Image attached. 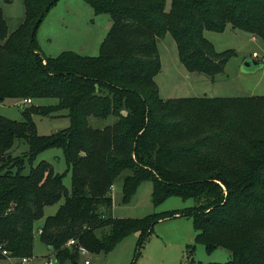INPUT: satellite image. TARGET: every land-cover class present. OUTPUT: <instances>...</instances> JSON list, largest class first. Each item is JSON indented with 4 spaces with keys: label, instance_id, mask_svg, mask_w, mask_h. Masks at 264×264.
Listing matches in <instances>:
<instances>
[{
    "label": "trees",
    "instance_id": "1",
    "mask_svg": "<svg viewBox=\"0 0 264 264\" xmlns=\"http://www.w3.org/2000/svg\"><path fill=\"white\" fill-rule=\"evenodd\" d=\"M57 1L23 0V20L11 32L0 8V102L19 101L23 115L22 121L0 115L4 258H32L35 222L45 206L63 197L38 228L55 264H76L81 247L108 253L132 233H138V255L154 224L176 216L193 219L196 241L209 253L223 248L231 254L228 261L208 264H264V96L162 99L154 80L160 69L157 39L167 32L189 71L221 72L234 52L216 51L205 31L223 32L231 24L264 39V0H169L168 8L167 0H83L111 19L95 56L41 51L36 31ZM42 97L58 103L32 104ZM63 109L67 128L37 133L34 114ZM108 116L115 121L102 127L89 123V117ZM17 140L28 149L13 155ZM53 147L63 151L70 191L65 173L55 172L51 163L33 165ZM124 170L130 173L123 177V203L149 180L153 205L169 196L193 198L195 204L114 217L110 189ZM70 239L74 243L68 245ZM195 247L189 248V264L195 263Z\"/></svg>",
    "mask_w": 264,
    "mask_h": 264
},
{
    "label": "rangeland",
    "instance_id": "2",
    "mask_svg": "<svg viewBox=\"0 0 264 264\" xmlns=\"http://www.w3.org/2000/svg\"><path fill=\"white\" fill-rule=\"evenodd\" d=\"M166 6V8L169 7V0ZM0 8L3 11L8 31H13L24 17L23 0H0ZM109 21L111 20L108 14H95L83 0H58L38 26L36 39L41 51L47 55H56L63 50H73L83 55L95 56L99 53V45L109 29ZM43 31L49 32L52 38L51 46L41 42L40 35ZM205 37L213 43L216 51L231 50L234 52L226 62L224 69L216 74L189 71L178 57L172 35L167 32L158 37L160 69L154 80L158 87L159 97L168 99L203 96H264V39L234 28L231 24L223 32L206 30ZM55 46L56 48L52 49ZM253 59L260 61L261 66L246 65L247 60ZM57 103L58 100L52 97L36 98L32 101V104L38 106H53ZM0 115L22 121V108L19 101L8 98L0 102ZM33 121L40 135L53 134L67 128L70 124L66 109L51 115L34 114ZM114 121V116H108L105 119L89 117V123L93 127H102ZM27 149L25 141L17 140L11 148V153L20 155ZM40 160L51 163L55 172L65 173L63 184L70 191L71 175L69 171L65 172L67 165L62 149L53 147L44 150L35 158L33 165ZM28 170L29 165L26 164L24 172ZM129 173V170H124L114 180L110 189L113 199L111 215L114 217L139 218L152 213L181 211L195 204L193 198L183 199L180 196H169L160 204L153 205L152 183L149 180L142 181L129 202L123 203L122 182L123 177ZM63 201L62 197L54 204L45 206L43 216L35 222L33 255L30 264H45L48 261L47 256H52L50 248L40 240L38 228L42 225L44 218L54 214ZM196 233L191 217L166 218L154 224L151 235L142 244L138 255H136L138 233H132L108 253L80 254L76 264H189L188 252L192 246H196L193 255L194 264L225 262L231 259L230 252L223 248L209 253L203 244L196 241ZM85 260H88V263H85ZM13 261L16 262L15 259ZM0 264L11 263L2 258ZM65 264L72 263L66 262Z\"/></svg>",
    "mask_w": 264,
    "mask_h": 264
},
{
    "label": "built area",
    "instance_id": "3",
    "mask_svg": "<svg viewBox=\"0 0 264 264\" xmlns=\"http://www.w3.org/2000/svg\"><path fill=\"white\" fill-rule=\"evenodd\" d=\"M24 105L25 104H30L31 100L29 98H24L22 101H21ZM38 232H40V229L38 230ZM74 243V240L73 239H70L67 244H73ZM80 253L81 254H85L87 253V251L84 249V248H80ZM8 255V252L5 250V249H1L0 248V257H4V256H7ZM10 260H13L14 258H9ZM16 262L14 264H28L30 263V259L27 258V257H22V258H18V259H15ZM85 263H88V260H85ZM45 264H55L53 259L52 258H49L47 262H45Z\"/></svg>",
    "mask_w": 264,
    "mask_h": 264
},
{
    "label": "crops",
    "instance_id": "4",
    "mask_svg": "<svg viewBox=\"0 0 264 264\" xmlns=\"http://www.w3.org/2000/svg\"><path fill=\"white\" fill-rule=\"evenodd\" d=\"M93 10V9H92ZM111 20V19H110ZM110 23H109V27H110V25H111V21H109ZM40 39H41V42L42 43H44V44H46V45H49V46H51V44H52V38L50 37V34H49V32H42L41 33V35H40ZM47 42H49V43H47ZM81 43V42H80ZM56 48V46L55 47H53L52 49H55ZM51 49V50H52ZM52 51H55V50H52ZM59 51V50H58ZM51 52V51H50ZM51 53H53V52H51ZM47 55V54H46ZM48 55H51V54H48ZM7 259V258H4V257H1L0 259ZM8 261H10V263L11 264H14V261L13 260H10V259H7Z\"/></svg>",
    "mask_w": 264,
    "mask_h": 264
},
{
    "label": "water",
    "instance_id": "5",
    "mask_svg": "<svg viewBox=\"0 0 264 264\" xmlns=\"http://www.w3.org/2000/svg\"><path fill=\"white\" fill-rule=\"evenodd\" d=\"M252 64L254 65H258V66H261V62L256 60V59H253V60H247L246 61V65L247 66H251Z\"/></svg>",
    "mask_w": 264,
    "mask_h": 264
}]
</instances>
